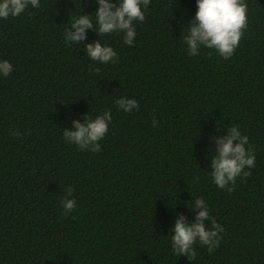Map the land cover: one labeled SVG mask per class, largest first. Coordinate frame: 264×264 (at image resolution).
Returning a JSON list of instances; mask_svg holds the SVG:
<instances>
[{
	"label": "trees",
	"instance_id": "1",
	"mask_svg": "<svg viewBox=\"0 0 264 264\" xmlns=\"http://www.w3.org/2000/svg\"><path fill=\"white\" fill-rule=\"evenodd\" d=\"M245 3L248 26L227 60L203 46L188 54L196 0H151L132 46L87 30L85 44L117 52L108 64L64 39L73 16L95 26V0H40L0 18V61L13 69L0 74V264H264V0ZM121 97L138 109H119ZM107 109L100 152L65 141L73 120ZM232 126L256 159L229 193L210 163L213 137ZM198 197L224 231L211 254L197 241L189 261L172 252L171 228L194 219Z\"/></svg>",
	"mask_w": 264,
	"mask_h": 264
},
{
	"label": "clouds",
	"instance_id": "2",
	"mask_svg": "<svg viewBox=\"0 0 264 264\" xmlns=\"http://www.w3.org/2000/svg\"><path fill=\"white\" fill-rule=\"evenodd\" d=\"M151 0H95L98 9L95 12L96 24L90 14H79L69 19L70 25L65 29L64 39L69 44L83 43L87 55L91 60L108 64L118 58L117 52L110 46L102 44L99 39L92 43H84L87 30H94L98 36L111 33H123L124 43L132 46L137 35L134 22L145 21V10ZM29 6L40 7V0H0V18L7 19L23 13ZM197 11L194 19L188 22V34L183 42L187 45L188 54L197 56L201 47L215 49L225 60L234 55L239 42L248 26V5L245 0H196ZM12 64L8 60L0 61V74L7 77L12 72ZM97 73L100 72L96 68ZM119 109L124 112H132L138 109L135 99L121 97L116 101ZM110 109L92 118L86 115L83 122L73 120L72 130L65 129L63 138L65 141L78 146L80 150H88L93 153L100 152L101 141L108 132V125L112 121ZM157 121L153 117V127ZM19 135V133H14ZM216 155L211 159L210 168L212 181L221 189L231 193L234 191L236 178L243 175L251 176L250 171L255 167V152L247 147L249 139L243 135L238 126L227 128V135L215 136ZM198 180V178H197ZM231 185V186H229ZM74 186L65 189V196L61 201L64 214L72 212L76 208L75 199H70ZM195 215L188 222L185 215H178L175 224L171 228L174 235L171 236V250L178 256H186L188 260H194L197 256L193 245L199 241L202 246H207L211 254L220 244V233L224 228L209 214V208L202 197L195 200ZM206 221L211 222V227L206 226Z\"/></svg>",
	"mask_w": 264,
	"mask_h": 264
}]
</instances>
